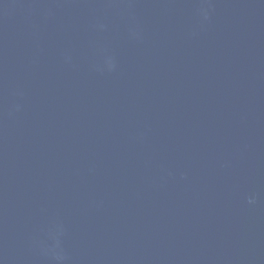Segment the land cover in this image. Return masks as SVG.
Returning <instances> with one entry per match:
<instances>
[{
	"label": "water",
	"instance_id": "1",
	"mask_svg": "<svg viewBox=\"0 0 264 264\" xmlns=\"http://www.w3.org/2000/svg\"><path fill=\"white\" fill-rule=\"evenodd\" d=\"M0 264H264V0H0Z\"/></svg>",
	"mask_w": 264,
	"mask_h": 264
}]
</instances>
